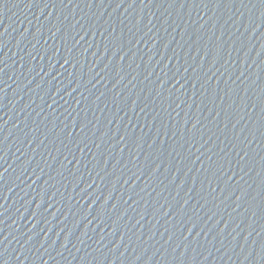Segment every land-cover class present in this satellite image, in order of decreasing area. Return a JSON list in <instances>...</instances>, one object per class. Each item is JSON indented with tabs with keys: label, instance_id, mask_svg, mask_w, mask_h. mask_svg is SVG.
<instances>
[{
	"label": "water",
	"instance_id": "water-1",
	"mask_svg": "<svg viewBox=\"0 0 264 264\" xmlns=\"http://www.w3.org/2000/svg\"><path fill=\"white\" fill-rule=\"evenodd\" d=\"M0 264H264V0H0Z\"/></svg>",
	"mask_w": 264,
	"mask_h": 264
}]
</instances>
